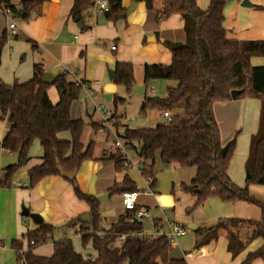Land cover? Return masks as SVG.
<instances>
[{"label": "crops", "instance_id": "1", "mask_svg": "<svg viewBox=\"0 0 264 264\" xmlns=\"http://www.w3.org/2000/svg\"><path fill=\"white\" fill-rule=\"evenodd\" d=\"M8 1L10 4L18 5L21 0ZM99 1L106 0H93V7L81 21L83 25L81 31L69 17L73 0H48L41 5L40 11L32 14L28 20L20 21L14 18L15 29L12 32L8 29V22L3 15L5 5L0 0V36L4 33L6 38L0 48V81L5 85H12L15 82L25 83L31 79L32 68L36 64L41 67L44 74L55 68L57 74H67L69 82L87 85L80 88L77 99L70 104L69 117L71 120L81 119L84 122L80 135L82 146L85 147L90 142H93L94 146L92 160L81 163L74 180L78 189L83 194H88L89 182L94 176L95 194L93 196L97 199L103 194H109L107 199L102 203L99 202L100 227L108 230L125 213L121 206L120 195H111L108 189L115 182H121L124 175L127 176V168H123L121 173H115L112 163L103 165L99 160L104 156H113L116 152L113 140L115 138L124 140L122 137L124 129H151L159 124L155 123L152 127L145 128L130 127L124 111L125 105L128 101L137 102V108L141 109L145 97L163 98L167 89L175 87L179 79L198 78L200 71L195 58L188 51H172L164 43L167 41L183 44L185 41L181 18L184 9L181 0H152L150 9H147L142 1L120 0L124 17L117 22H111L104 16L106 10L97 7ZM209 1L196 6L205 11ZM241 2L242 0L230 2L223 10L225 38L236 41H264V0H247L251 5L249 7H241ZM132 3L135 4L133 10L126 14L125 11ZM156 13L159 15L155 21ZM85 26L88 29H84ZM111 47L115 49L112 50ZM117 64H127L131 67L132 81L129 91L125 86L115 83L113 77L108 78L107 72L112 71L114 76ZM249 64L251 67L264 66V56L251 58ZM134 86L141 87L142 92L133 93ZM154 90H165V94L163 97H156L157 95L153 94ZM46 93L50 103L56 104L58 94L55 88L52 85L49 86ZM253 99L251 97L237 98L213 103L212 113L219 132L223 129L224 120L229 119L230 122L225 130V136H228L226 141L220 140L222 146L228 142V138L238 126L240 129L246 127L247 140L256 132L260 102L258 99ZM100 103L107 105L109 103L112 113L125 122L124 125H119L118 130H114L108 138L102 133L101 114H95L96 107ZM157 113L158 118L163 120L162 112L157 111ZM92 124L98 126L97 130L92 129ZM7 130L6 121L0 119V141ZM58 138L69 140L70 137L67 132H62ZM137 149L136 146L130 156L131 159H136L135 163L138 165ZM41 157L42 149L39 142L34 141L29 150V160L26 165L12 176L10 187L0 189V264H16L10 242L21 240L23 251H25V234L38 229V225L30 218L21 216L23 208L29 213L38 214L42 223L54 227L53 241L67 238L71 241L75 252L85 259H94L96 253L92 249L91 241L89 240L84 246L81 245L80 231L83 228L85 230V224L89 222V207L75 196L72 185L62 177L50 176L41 179L34 187L28 188L27 172L41 164ZM244 157L246 159L247 155ZM16 158L15 154L0 150V179L3 175L2 170L15 164ZM159 167L179 168L175 165ZM161 168H157L155 163L156 183L157 170L161 171ZM194 174L195 170L192 171L187 183L180 184H189ZM145 181L148 185V181ZM150 190L153 191V188ZM181 190L184 192L183 189ZM248 194L264 205V185H249ZM146 197V199L139 197L138 193L136 207L145 209L149 213V218L145 221L149 223L148 232H153L155 227H161L164 231L168 230L163 221L166 217L164 212H168L167 217L185 228L188 224H194L193 232L197 228L207 229L219 221L230 220L219 219L208 226L210 219L198 218L204 204L194 209L189 215H176L174 218L171 216L176 203L173 194L166 198L170 201L168 205L160 204L163 197L159 193L156 197L152 194ZM194 201L195 198L192 196V202L185 207L184 212L193 205ZM231 204L234 205L229 213L233 217L231 219L261 221L262 213L259 207L256 212L243 202ZM152 210L155 211L152 213ZM188 230L191 229L187 228V232ZM250 234V228L245 227V230L239 231L242 243L249 238ZM180 238L170 244L171 256L174 259H184L186 264H242L247 253L257 250L262 245V240L257 238L246 244L238 255L231 257L226 248L227 239L224 228H219L216 240L200 249L195 248L199 238H194L189 243L188 249H182L179 246L177 240ZM52 240L35 248L32 254L42 257L51 256ZM122 242V236L114 242L113 247L118 249L117 253L120 252ZM251 264H264V261L256 259Z\"/></svg>", "mask_w": 264, "mask_h": 264}, {"label": "trees", "instance_id": "2", "mask_svg": "<svg viewBox=\"0 0 264 264\" xmlns=\"http://www.w3.org/2000/svg\"><path fill=\"white\" fill-rule=\"evenodd\" d=\"M48 0H21L18 5L8 0L1 3L20 21L28 20L32 14L40 11L41 5ZM142 1L147 9L152 0ZM183 12V44L165 45L172 51L186 50L196 60L200 76L198 78L179 79L177 85L168 88L163 98L145 97L140 113L156 110L172 112L170 122H164L151 129H124L123 139L133 142L132 150L137 146L136 158L140 175L154 188V165H175L179 168H193L195 174L189 184H181L184 192L195 198L193 205L184 214L189 215L211 197L223 203L247 202L261 209L260 222L244 219L226 220L227 251L231 257L238 255L245 245L260 238L262 245L255 251L247 253L242 264H251L254 260L264 261V205L252 199L248 194L249 185H264V66L251 67L253 57L264 56V41H236L225 38L223 27V10L227 0H210L205 11L200 10L195 0H181ZM107 19L117 22L123 19L124 10L120 0H106ZM21 9L17 11L16 7ZM93 7V0H73L69 17L83 21ZM159 13H156L155 21ZM84 29H88L87 26ZM6 40L0 36V48ZM44 72L39 65L32 68L31 79L25 83L5 85L0 81V119H4L8 130L0 141V150L16 155V163L3 169L0 189L11 186V178L17 170L24 167L29 160V150L34 141L42 149L41 164L28 170V188L34 187L45 177H62L73 187L75 196L89 207V222L86 229H81V245L91 241L96 257L92 260L83 258L74 251L67 238L52 240L54 227L42 223L36 231L25 234L26 250L23 242L13 240L10 249L15 255L16 264H186L184 259L171 256V246L163 238L152 241L140 239L138 234L144 231L143 222L134 219L133 211H125L117 222L108 230L101 229L99 201L89 194H83L75 184L74 176L81 163L92 160L94 143L85 147L80 143L84 126L81 119L71 120L70 104L77 99L80 85L69 82L67 74H57L52 86L58 94V101L52 105L47 96L49 86L42 83ZM113 81L130 90L132 70L127 64L115 66ZM232 90L240 94L231 98ZM244 96L259 100L257 129L250 136L244 169L248 178L245 186L234 185L228 175L229 158L235 145L238 132L224 146L220 143L219 131L213 117L212 105ZM123 102L122 100H119ZM97 130L95 124L91 125ZM62 132L69 134V140H60ZM226 148L224 156L220 151ZM103 165L112 163L115 173L123 171V158L115 152L111 157L99 160ZM111 195L125 192H138L134 183L124 175L121 182L114 183L108 189ZM221 221L216 225H220ZM239 225L251 229L246 243L239 238ZM108 235L104 240L98 234ZM199 237L197 249L207 246L217 239V226L207 229L197 228ZM125 235L119 253L112 245L119 236ZM53 253L49 257L36 256L32 251L51 241ZM32 242V244H30Z\"/></svg>", "mask_w": 264, "mask_h": 264}, {"label": "rangeland", "instance_id": "3", "mask_svg": "<svg viewBox=\"0 0 264 264\" xmlns=\"http://www.w3.org/2000/svg\"><path fill=\"white\" fill-rule=\"evenodd\" d=\"M208 0H195V3L197 6H200L201 4H205ZM236 0H227L225 7L230 3L234 2ZM224 7V8H225ZM53 92L54 89H52ZM153 94L157 95L156 97H163L165 94V90L159 91V90H154ZM241 98H249V96H244ZM253 98V97H251ZM256 99V98H254ZM253 99V100H254ZM103 106L106 108L110 109V104L108 105L106 103H101ZM125 115L127 121L130 119L134 120L132 124H130V127L133 128H145V127H152L155 123L162 124L164 123L163 120H160L158 118V113L155 110L147 111L145 114L140 113V108H137V102L131 103V101H128V104L125 105L124 107ZM96 115H100L99 112L95 113ZM172 116V112H170ZM101 123V122H100ZM124 120H119L118 116L112 114V119L110 120V124H113L111 131H106L104 128H102V133L108 138L110 137L111 133H113L114 130H118L119 125H124ZM230 122L229 119L224 120L223 123V129H221V132H219V138L222 141H226L228 136H225V130L227 127H229ZM218 128V127H217ZM237 130L233 132V134L228 138V141L234 137L236 132L238 131L236 137H235V145L234 148L231 152L230 158H229V164H228V169H227V175L232 183H234L238 187H243L245 185V177H246V172L244 169V159L247 155L248 151V141L245 137V131L246 127H240L238 126L236 128ZM219 131V130H218ZM98 140V137L96 138ZM132 161L135 163L136 159L133 158ZM135 166L137 167V164L135 163ZM160 164L156 163L157 168L159 167ZM101 167V165H99ZM128 178L133 181L138 193L139 197H145L149 194H152L153 196H157V193H159L163 199H161V205L169 204V198L172 196L175 197L176 203H175V208L171 214L172 217L175 218L176 215H182L184 214V209L188 205L191 204L192 202V196L188 193L182 192L181 188V182L187 183L190 179V175L192 171H194L193 168L189 169H183V168H161V171L157 170V183L156 186L153 188V191L150 190L148 187L145 179L140 175V172L136 168H127L126 170ZM152 191V193H151ZM154 192V194H153ZM137 193V194H138ZM121 201V200H120ZM243 202V201H239ZM236 203V202H235ZM246 206H249L248 208H253L257 212L258 206L243 202ZM122 206V203H121ZM168 207V206H167ZM234 208V205L231 203H223L219 199L215 197H211L207 199L204 203L203 209L199 215L198 218H201V220L207 218L210 219L208 221V226L212 225L214 222L218 221L219 219H231L233 218L230 216V210ZM155 210H152V213ZM151 213V212H150ZM151 213V214H152ZM150 214V215H151ZM184 223H186L183 220ZM225 223H221L220 225H214L213 227L217 226V231L219 228H223V225ZM240 232L242 230H245V225H239L237 227ZM194 238H199L198 235L193 232L192 230H188L186 236L178 239L179 246L182 249H188L189 243L194 239ZM245 240V239H244ZM243 240V241H244ZM247 240L244 242L246 243Z\"/></svg>", "mask_w": 264, "mask_h": 264}, {"label": "built area", "instance_id": "4", "mask_svg": "<svg viewBox=\"0 0 264 264\" xmlns=\"http://www.w3.org/2000/svg\"><path fill=\"white\" fill-rule=\"evenodd\" d=\"M97 7L99 9L106 10L107 3L106 1H99L97 2ZM3 15L5 16L7 22H8V29L13 32L15 29V19L13 17V14L5 7L3 10ZM112 50H114V47H111ZM80 87H87L85 83L79 84ZM97 112H99L102 116L101 119V125L102 128H104L106 131H111L113 124H110V120L112 119V111L103 106L101 103L97 105L96 107ZM162 119L164 122H170L172 116L170 112H162L161 114ZM127 123L130 125L132 124V119L127 121ZM133 142L131 141H125L120 140L118 138H115L113 140V147L116 152H118L122 158L123 168H136L139 172L141 171L137 165L135 166V163L132 161L130 153L132 150ZM122 207L125 211H133L134 212V219L139 222H145L149 218V213L145 209H139L136 207V200H137V193L136 192H125L120 195ZM169 213L164 212V215L166 216L164 218V223L166 224L167 231H164L161 227H155L153 228V232H148V227L144 228V231L140 234H138V237L140 239H146L148 241H152L155 238L163 237L169 244H173L177 238L183 237L187 233V228L183 227L173 219L167 217ZM108 234L101 232L98 234L99 240H104ZM123 240L125 238V235H122ZM32 244V242L30 243ZM113 251L118 252V249L113 247ZM121 250V249H120Z\"/></svg>", "mask_w": 264, "mask_h": 264}, {"label": "water", "instance_id": "5", "mask_svg": "<svg viewBox=\"0 0 264 264\" xmlns=\"http://www.w3.org/2000/svg\"><path fill=\"white\" fill-rule=\"evenodd\" d=\"M134 6H135V4L132 3L129 6V8L125 11V13L126 14H129L133 10ZM240 6L241 7H249L251 5L249 4V2H247V0H242V2L240 3ZM16 9H17V11H19L21 8L20 7H16ZM104 16L107 17V12L106 11L104 12ZM73 22L76 24V27L78 28V30L81 31L83 29V25H82L81 21H78L77 19H73ZM107 74H108V78L109 79H112L113 72L109 70L107 72ZM56 75H57V69H55V68L52 69L49 73L43 74V76H42V83L44 85L51 86L54 83V80H55V76ZM132 91H133V93L134 92L141 93L142 92V88L141 87L134 86L132 88ZM239 94H240V91H236V90H232L230 92L231 98H235ZM220 153H221L222 156H224L225 153H226V148H222L221 151H220ZM246 178H248V174H246ZM93 182H94V176H92V178L90 179V182H89V186H88V190H87V193L89 195H94L95 194L94 189H93ZM108 197H109V194L106 193V194H103L102 196L98 197L97 200L100 203H102ZM21 216L30 218L38 226L42 224V219H41V217L38 214L29 213L25 208H23L21 210ZM148 225H149L148 222H143V228H147ZM187 228L192 230V229L195 228V225L194 224H188L187 225Z\"/></svg>", "mask_w": 264, "mask_h": 264}]
</instances>
